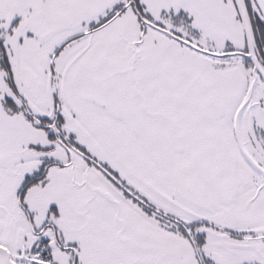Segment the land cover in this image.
<instances>
[{"label":"snow or ice","instance_id":"obj_1","mask_svg":"<svg viewBox=\"0 0 264 264\" xmlns=\"http://www.w3.org/2000/svg\"><path fill=\"white\" fill-rule=\"evenodd\" d=\"M0 264H264V0H0Z\"/></svg>","mask_w":264,"mask_h":264}]
</instances>
